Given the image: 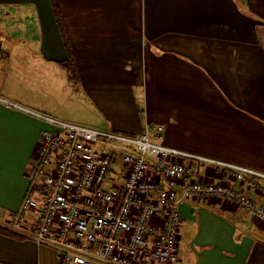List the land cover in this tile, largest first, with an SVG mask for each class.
<instances>
[{"label": "crops", "instance_id": "crops-1", "mask_svg": "<svg viewBox=\"0 0 264 264\" xmlns=\"http://www.w3.org/2000/svg\"><path fill=\"white\" fill-rule=\"evenodd\" d=\"M80 83L69 82L67 52L51 0H0L21 36L0 34V225L18 211L45 133L60 120L58 93L77 96L116 133L164 129L159 144L204 160L197 178L264 204L220 161L264 175V0H54ZM30 19L27 24L25 20ZM58 92H56L55 91ZM36 219L32 213L29 220ZM179 264H264V221L217 200L181 207ZM0 264H60L50 247L0 234Z\"/></svg>", "mask_w": 264, "mask_h": 264}, {"label": "built area", "instance_id": "built-area-1", "mask_svg": "<svg viewBox=\"0 0 264 264\" xmlns=\"http://www.w3.org/2000/svg\"><path fill=\"white\" fill-rule=\"evenodd\" d=\"M8 56L0 47V61ZM38 116L56 130L44 134L27 195L5 227L52 248L60 264H179L181 207L189 200L234 203L264 221L263 203L197 178L190 161L204 159L159 144L162 127L135 138ZM211 162L253 187L264 179Z\"/></svg>", "mask_w": 264, "mask_h": 264}, {"label": "rangeland", "instance_id": "rangeland-1", "mask_svg": "<svg viewBox=\"0 0 264 264\" xmlns=\"http://www.w3.org/2000/svg\"><path fill=\"white\" fill-rule=\"evenodd\" d=\"M5 15H0V34L3 32L5 36H21L24 31L18 30L11 22H7ZM30 23V19L25 20ZM56 91V89H55ZM57 92V91H56ZM58 93V92H57ZM56 101L41 102L45 105L57 106L60 122L83 126L91 129H104V121H97L99 112L96 109H92L88 104L84 103L77 96L66 95L65 93H58ZM137 138L138 136H132Z\"/></svg>", "mask_w": 264, "mask_h": 264}, {"label": "trees", "instance_id": "trees-1", "mask_svg": "<svg viewBox=\"0 0 264 264\" xmlns=\"http://www.w3.org/2000/svg\"><path fill=\"white\" fill-rule=\"evenodd\" d=\"M52 3V7H53V12H54V16H55V20L56 23L58 25V29L60 31V35L62 37L66 52H67V60L65 61V63H63V67L64 69L67 71L68 73V79L69 82L73 85H78L80 83V75L78 72V68L75 62V57L73 54V50L71 47V43L68 37V33L62 18V15L60 13V10L58 9L57 5L55 4L54 0H51ZM0 234L11 237V238H15L18 240H29L27 237L13 232L9 229H7L6 227H3L2 225H0Z\"/></svg>", "mask_w": 264, "mask_h": 264}]
</instances>
